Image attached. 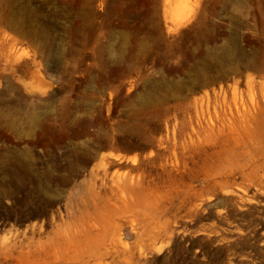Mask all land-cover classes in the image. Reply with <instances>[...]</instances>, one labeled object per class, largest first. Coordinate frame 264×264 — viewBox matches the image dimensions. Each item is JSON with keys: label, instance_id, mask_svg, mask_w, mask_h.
<instances>
[{"label": "rangeland", "instance_id": "obj_1", "mask_svg": "<svg viewBox=\"0 0 264 264\" xmlns=\"http://www.w3.org/2000/svg\"><path fill=\"white\" fill-rule=\"evenodd\" d=\"M235 99L264 105V0H0V264H264Z\"/></svg>", "mask_w": 264, "mask_h": 264}, {"label": "bare ground", "instance_id": "obj_2", "mask_svg": "<svg viewBox=\"0 0 264 264\" xmlns=\"http://www.w3.org/2000/svg\"><path fill=\"white\" fill-rule=\"evenodd\" d=\"M172 8H174V7H172ZM182 12H185V11H182ZM182 17H184V15L181 16L179 14L176 16L175 20L177 19L179 24L184 23L188 20L187 19L186 21H184L185 18H182ZM229 57H230V55H229ZM263 108H264V105L254 103L252 108H251V109H253V111L247 110L248 109L247 105L244 104V102L240 103L237 99H235L233 101H224L221 104V109H222L223 115L230 114L232 116H236L240 120L241 124H245V125L252 124L254 121H256L258 119L259 115L263 112L262 111ZM247 111L252 112L250 119H247V116L243 114V113H246ZM236 114H238V116ZM37 121L38 120L35 119L34 124L37 123ZM143 160H145V158ZM167 161H169V159ZM172 163L175 164L174 162H172ZM134 164H135V162H134ZM113 166L114 165L111 164V167H113ZM155 167H156V163L154 161L150 160L147 163H140L139 162V164L138 163L135 164L132 167V169L128 173H125V174H122L118 170L115 169L114 171H112L110 173L106 172V176H105L106 177V183L109 184L112 189H113V187H117L118 189H120V188L127 186L128 184H134L135 185V184L140 183L142 181H146L148 178L155 177L156 170H157V168L154 170ZM148 168H150V170H148ZM161 170H162V168H161ZM172 171H173V169H172ZM135 172H136V175L134 174Z\"/></svg>", "mask_w": 264, "mask_h": 264}]
</instances>
